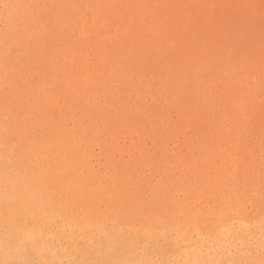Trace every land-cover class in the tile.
Here are the masks:
<instances>
[{"label": "bare ground", "instance_id": "6f19581e", "mask_svg": "<svg viewBox=\"0 0 264 264\" xmlns=\"http://www.w3.org/2000/svg\"><path fill=\"white\" fill-rule=\"evenodd\" d=\"M264 0H0V264H260Z\"/></svg>", "mask_w": 264, "mask_h": 264}, {"label": "snow or ice", "instance_id": "6c2138e0", "mask_svg": "<svg viewBox=\"0 0 264 264\" xmlns=\"http://www.w3.org/2000/svg\"><path fill=\"white\" fill-rule=\"evenodd\" d=\"M262 248H264V243H262ZM236 264H242V262H236ZM260 264H264V259L260 261Z\"/></svg>", "mask_w": 264, "mask_h": 264}]
</instances>
